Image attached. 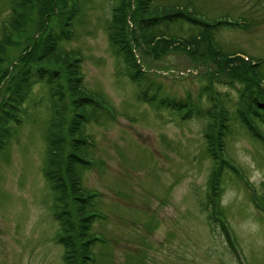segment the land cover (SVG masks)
I'll use <instances>...</instances> for the list:
<instances>
[{"label":"rangeland","instance_id":"1","mask_svg":"<svg viewBox=\"0 0 264 264\" xmlns=\"http://www.w3.org/2000/svg\"><path fill=\"white\" fill-rule=\"evenodd\" d=\"M13 1L0 0V37ZM113 1L79 0L74 38L62 45L82 54L84 85L113 109L112 118L91 117L85 125L94 140L89 158L95 164L84 172L82 185L97 193L94 203L101 214L91 229L101 239L92 264H264V213L251 200L258 196L264 203V142L238 125L228 136L225 155L253 187L231 176L224 181L222 206L233 251L227 250L218 224L211 227L200 206L213 165L204 153L203 121L182 123L139 100L111 45ZM189 2L208 17L248 20L246 30L225 26L216 31L217 40L226 53L264 59V0H155ZM131 29L132 42L141 40L136 54L156 80L178 96L187 90L199 94L204 81L196 75L215 70L210 60L193 59L183 48H159V53L142 41L136 27ZM175 31L190 37L188 25ZM39 35L36 30L30 38ZM20 53V47L12 50L14 58ZM217 87L234 94L227 83ZM46 89L34 87L21 122L12 125L0 149V264H66L44 174L50 119ZM260 131L264 136V124Z\"/></svg>","mask_w":264,"mask_h":264},{"label":"trees","instance_id":"2","mask_svg":"<svg viewBox=\"0 0 264 264\" xmlns=\"http://www.w3.org/2000/svg\"><path fill=\"white\" fill-rule=\"evenodd\" d=\"M12 3L13 12L0 37V149L10 136L12 125L21 122L24 104L34 87L45 85L50 119L44 174L53 196V215L59 224L58 241L64 247L66 264H92L94 245L99 238L91 229L101 214L94 203L97 193L82 185L84 172L94 166L89 158L93 140L85 125L91 117H112L104 104L108 101L84 85L82 54L62 48L63 43L74 38L82 7L79 0ZM222 18L208 17L193 2L164 5L155 4V0H114L108 29L114 53L134 84L139 100L157 112L167 111L182 123L203 121L204 153L213 165L209 188L200 206L209 225L218 224L225 237V248L232 250L222 206L223 184L227 176L239 181L243 176L237 164L224 153L235 125L264 142L260 131L264 124L261 70L264 59H245L223 51L215 32L225 26H241L246 30L250 24L247 20L240 25L236 20ZM178 25H188L190 37H180L175 31ZM131 27H136L142 41L158 52L183 48L193 59L213 63L215 70L196 75L204 81L197 96L189 90L186 96H178L154 78L136 54L141 40L132 42ZM36 30L40 31L39 38H30V33ZM15 47H20L21 53L14 58ZM221 82L229 84L234 94L219 89ZM251 200L259 201L264 213V203L259 197L251 195Z\"/></svg>","mask_w":264,"mask_h":264}]
</instances>
